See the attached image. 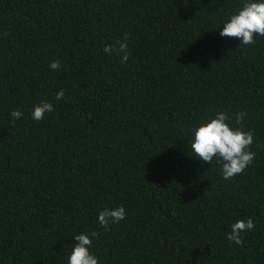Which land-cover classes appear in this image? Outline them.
Returning <instances> with one entry per match:
<instances>
[{
    "label": "trees",
    "instance_id": "trees-1",
    "mask_svg": "<svg viewBox=\"0 0 264 264\" xmlns=\"http://www.w3.org/2000/svg\"><path fill=\"white\" fill-rule=\"evenodd\" d=\"M242 2L0 0V264H66L81 232L98 264H264V36L218 34ZM125 38V63L103 52ZM219 111L253 134L230 179L190 150Z\"/></svg>",
    "mask_w": 264,
    "mask_h": 264
},
{
    "label": "clouds",
    "instance_id": "clouds-1",
    "mask_svg": "<svg viewBox=\"0 0 264 264\" xmlns=\"http://www.w3.org/2000/svg\"><path fill=\"white\" fill-rule=\"evenodd\" d=\"M218 34L220 37L237 38L239 45L253 43L254 35L264 36V0H243L235 13L229 14L227 20L222 22ZM103 52L115 53L119 55L120 63H125L129 56L126 38L113 45L105 44ZM48 67L56 71L60 68V63L51 61ZM64 95V89H60L55 93V99L61 100ZM52 111L51 102H41L33 106L31 118L38 121ZM10 116L14 121L22 117V112L17 109L12 111ZM244 116V112L235 113V124L239 125ZM232 119L227 112L219 111L213 116H206L202 122L189 130L191 156L207 164L215 159L220 164V175L223 179H230L241 173L251 164L254 157V153L248 150V146L253 142L252 132L233 127ZM125 215L123 206L105 207L97 213V222L107 229L110 224L123 220ZM253 228L254 222L251 218L237 220L230 225L225 238L240 245L242 234ZM95 235V232L73 234L71 238L76 243L71 245L66 264H98V258L90 251L92 237Z\"/></svg>",
    "mask_w": 264,
    "mask_h": 264
}]
</instances>
